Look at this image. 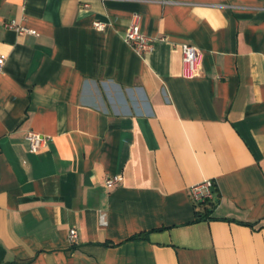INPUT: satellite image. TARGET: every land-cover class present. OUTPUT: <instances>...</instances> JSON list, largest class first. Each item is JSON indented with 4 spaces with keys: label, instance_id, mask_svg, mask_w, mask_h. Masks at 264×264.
Returning <instances> with one entry per match:
<instances>
[{
    "label": "crops",
    "instance_id": "1",
    "mask_svg": "<svg viewBox=\"0 0 264 264\" xmlns=\"http://www.w3.org/2000/svg\"><path fill=\"white\" fill-rule=\"evenodd\" d=\"M0 55V264H264V0H0Z\"/></svg>",
    "mask_w": 264,
    "mask_h": 264
},
{
    "label": "built area",
    "instance_id": "2",
    "mask_svg": "<svg viewBox=\"0 0 264 264\" xmlns=\"http://www.w3.org/2000/svg\"><path fill=\"white\" fill-rule=\"evenodd\" d=\"M170 0H160L161 4L168 3ZM6 29L13 30L17 35L23 34H33L32 31L24 29L20 26L14 24V22H8L4 25ZM92 28L101 31L103 29V24L99 22H93ZM124 42L137 54H144L151 50L153 39L148 38L140 34L138 30L137 23L133 19L125 31ZM163 39L159 38L157 41H162ZM181 51V74L182 77L186 79H192L197 75L198 70L201 65V55L196 50L195 47L183 44L180 46ZM5 57L0 55V69L4 63ZM24 140L27 142L29 150L35 152L41 147L45 146L49 141L48 138L41 136L35 132L27 131L24 135ZM120 176H111L104 179V186L110 187L114 184L119 183ZM213 185L210 181H204L197 186H193L189 190L190 198L194 205L203 204L213 200ZM101 221V216H100ZM101 224L103 222L101 221ZM67 240L69 244L76 243V232L73 229L68 230Z\"/></svg>",
    "mask_w": 264,
    "mask_h": 264
},
{
    "label": "trees",
    "instance_id": "3",
    "mask_svg": "<svg viewBox=\"0 0 264 264\" xmlns=\"http://www.w3.org/2000/svg\"><path fill=\"white\" fill-rule=\"evenodd\" d=\"M212 192H213V196H214V192H215V190H214V186H213ZM215 202H216V201H215L214 198H213L212 201L205 202V203H203V204H197V205H194L195 207H202V208H203V209H202L203 212H202V214L200 215V217H198V219H201V218H202V215H203V216L206 215V213L208 212V210L210 211V210L214 207ZM197 215H199V214H197Z\"/></svg>",
    "mask_w": 264,
    "mask_h": 264
}]
</instances>
